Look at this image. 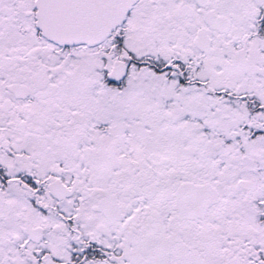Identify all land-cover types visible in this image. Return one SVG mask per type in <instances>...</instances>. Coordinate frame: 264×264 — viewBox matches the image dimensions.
<instances>
[{
  "label": "snow or ice",
  "instance_id": "1",
  "mask_svg": "<svg viewBox=\"0 0 264 264\" xmlns=\"http://www.w3.org/2000/svg\"><path fill=\"white\" fill-rule=\"evenodd\" d=\"M0 264H264V0H0Z\"/></svg>",
  "mask_w": 264,
  "mask_h": 264
}]
</instances>
